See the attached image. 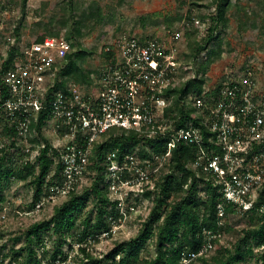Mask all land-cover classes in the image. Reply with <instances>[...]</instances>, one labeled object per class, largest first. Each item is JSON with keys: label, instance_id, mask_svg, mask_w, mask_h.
<instances>
[{"label": "built area", "instance_id": "built-area-1", "mask_svg": "<svg viewBox=\"0 0 264 264\" xmlns=\"http://www.w3.org/2000/svg\"><path fill=\"white\" fill-rule=\"evenodd\" d=\"M2 21L0 18V113L16 128L21 141L28 140L33 123L47 110L44 125L53 127L66 141L61 148L53 144V149L60 152L63 175L70 183L75 175L82 174L81 167L90 165L96 143L103 142L102 136L109 129L119 127L133 130L146 139L162 140L164 151L151 157L160 163V168L165 164L170 166L173 153L181 144L193 146L195 152L189 165L198 177H203L204 184L215 186L221 195L216 206V227L204 228L199 250L184 251L179 264H201L211 258L218 245L227 246L228 205L241 216L253 209L264 216V97L261 100L256 97L257 81L251 70L241 79L223 85L216 95L210 91H204L202 96L191 92L187 106L194 110V115L180 126L178 119L166 112L170 105L166 90L180 84L179 47L173 43L180 39L179 33L170 37L169 46L155 36L140 38L133 34L113 39L103 46L102 53L109 58L99 70L91 92L86 94L82 85L75 82L55 90L60 69L75 50L65 32L41 42L31 40L22 47L19 43L4 47ZM8 60L11 64L6 68L4 64ZM45 146L42 142L39 149ZM36 151L38 156L40 150ZM133 158L125 155L124 164L120 165L116 154L111 152L105 162L111 174H121L125 180L123 173L129 170V164H134ZM119 187L112 185L117 193ZM155 189L156 184L148 183L143 193ZM202 196L205 198V192ZM116 201L115 210L122 218L127 215L122 213L125 200ZM135 210L134 205L127 208V212ZM148 218L149 213L139 219L140 228ZM6 219L5 214L0 216L1 221ZM108 220L111 228L98 238L118 240L116 219L109 216ZM82 247L87 244L78 243L72 249L75 253L67 258L59 256L41 264H72ZM150 248L149 255L142 254L141 260L156 257L154 240H149L142 253ZM88 250L91 251L90 246ZM121 258L118 255L108 262L120 264Z\"/></svg>", "mask_w": 264, "mask_h": 264}, {"label": "rangeland", "instance_id": "rangeland-1", "mask_svg": "<svg viewBox=\"0 0 264 264\" xmlns=\"http://www.w3.org/2000/svg\"><path fill=\"white\" fill-rule=\"evenodd\" d=\"M196 1L200 5L193 4ZM213 1L187 0V4L180 11L179 0H28L26 6L23 5L22 0H0V18L3 20L6 42L4 47H9L11 43H19V47H22L49 27L55 31L65 32V29L69 30L73 25H77L76 19H80L84 24L80 41L83 48L92 51V55L83 63V66L85 69L97 71L105 64L102 56L103 46L118 36L133 34L140 38L155 36L166 41V46H169L170 37L179 33L180 39L173 43H177L179 47L177 58L180 66L178 69L180 84H182L196 75V68L206 59L207 52H204L196 62L191 61L189 41L206 38L207 30L212 22L211 17L215 14ZM233 2L227 14L228 26L220 27L217 31L218 34L220 33L219 40H222L224 53L210 65L205 75L204 91L213 92L220 86L241 79L248 70H251L257 81L256 97L261 100L264 97V0H233ZM72 15L76 16L75 20ZM166 17L170 18L169 21ZM143 18L147 19L146 24L143 23ZM65 21H68V26L63 25L62 22ZM188 32L192 35L191 39L187 37ZM219 40L217 39V42ZM215 44L216 41L212 42L210 47ZM188 59L191 60L188 61ZM93 79L94 82L91 85L81 84L84 93L89 94L98 81L96 75H93ZM169 102L171 103L172 100ZM6 125L7 121L0 113V151L2 147H5L10 152V156L13 157L12 165L15 163L24 165L27 159L36 161V150L41 149L39 147L42 142H45L44 139L53 142L52 148L53 144L61 148V145L66 142L62 134H56L53 127L49 129L50 126L47 124V127L44 125L41 131L34 128L28 140L18 139L17 145L12 147ZM38 142L41 143L38 144ZM28 148H30L29 152H27ZM32 151L35 152L32 153ZM109 153L111 152L106 154ZM133 157L131 161L134 164H129V170L123 173L127 178L125 180L121 174L120 176L111 174L105 161L99 164L105 168L103 189L109 197V203L105 206L111 210L116 199L125 200L122 213L126 212L127 215L120 218L121 213L117 212L114 216L116 219L114 226L117 229L115 239L119 238L118 240L121 241L135 237L140 228L139 219L147 213L150 216L156 196L143 193L147 184L151 183V186L157 184L162 176L171 170L168 164L160 168L157 160L142 155ZM80 169L82 174L75 175L72 183L66 176H60V180L47 188L42 200L36 205L33 204L35 190L31 185L34 177L30 176L26 180H11L4 191V202L0 204V216L5 214L7 217L5 221L0 220V264H27L25 252L19 258H15L13 253V249L25 247V231L34 223L50 219L56 207L66 201L70 193L81 194L93 186L98 176V166L93 168L88 164ZM113 184L120 186L118 193L112 189ZM129 205H134L136 210L127 212ZM102 206L104 205L97 200L96 196L91 194L74 231L78 233L82 230L81 223L86 216H92L94 222L98 209ZM252 216L251 224H242L235 228H229L230 220H228L225 238L227 246H221V250L218 245L208 262L202 261L201 264H219V260L235 255L238 246L244 244L242 240L247 231H252L253 234L247 239L248 244H244V249L247 251L248 247H252L253 253H247L246 258L239 264H264V249L261 248L264 244L259 234H256L264 221L259 213L255 212ZM233 221L234 219L231 218V223ZM44 236L47 243L45 250L48 254L43 252L44 248L40 246L37 256L41 262L50 261V254L58 241L57 234L52 233L47 236L44 234ZM17 239L19 242L15 241ZM76 246L78 242L70 237L63 244V249L68 255L74 254L72 249ZM112 246L111 239L100 240L99 238L97 242L92 239L90 245L95 257L107 255ZM150 250L152 248L142 254L149 255ZM81 256L82 253L79 251V254L73 258L72 264H77ZM131 264H144V262L140 260Z\"/></svg>", "mask_w": 264, "mask_h": 264}, {"label": "trees", "instance_id": "trees-1", "mask_svg": "<svg viewBox=\"0 0 264 264\" xmlns=\"http://www.w3.org/2000/svg\"><path fill=\"white\" fill-rule=\"evenodd\" d=\"M26 6L28 0H22ZM187 0H179L180 11L187 4ZM233 0H214L212 6H215V14L211 17L212 22L207 30L208 34L203 40H190V58L196 62L197 59L206 53V59L196 68V75L190 77L187 81L178 86L169 87L166 90V96L172 100L166 112L172 118L178 119L177 123L184 126L185 123L193 118L194 110L187 106V98L191 92L195 95L202 96L204 85L206 83V74L210 65L217 59L223 56L222 40H219L220 33L217 31L220 27L226 28L229 24L228 10L233 5ZM200 5V3L193 2ZM203 6V5H201ZM76 19L75 15H72ZM169 21L170 18L166 17ZM146 24L145 18L142 19ZM68 21L62 22L64 26H68ZM75 23L69 30L65 29L66 38L72 41V46L75 49L68 55L67 63L61 67L55 90L65 89L70 82L79 84L91 85L94 82L93 75L99 77V70L85 69L83 63L92 55V51L83 48L80 38L83 35L84 24L82 20L76 19ZM19 32V29H17ZM63 31H55L50 27L34 37L37 42L43 41L49 36H60ZM217 33V34H216ZM187 37L191 39V33H187ZM217 39L219 40L217 42ZM216 41L213 47H210L212 42ZM103 58L107 61L109 56L102 53ZM11 60L4 64L8 68ZM223 86L218 87L210 94L216 95ZM47 110L42 111L36 123H33L32 130L36 128L41 131L48 115ZM6 119V118H5ZM7 121V120H6ZM199 124V120L195 119ZM7 135H10L11 146L17 145L18 136L14 126H10V121L6 125ZM207 137V133H206ZM103 142L96 143L91 156L92 167L98 166V176L93 183V186L84 193H70L69 198L60 206L56 207L54 215L45 221L37 222L31 225L25 231L26 244L18 250L13 249L15 258L22 256V253L27 254V264H41L37 253L40 246L45 250V236L57 234L58 241L55 249L50 254L51 259L55 260L59 256L67 258V253L63 249V244L70 237H73L79 244H87V247H82V257L79 258L77 264H111L110 259L115 260L118 255H122L120 264L137 263L142 259V251L147 246L149 240L155 241L156 257L142 260L144 264H179L181 255L186 250L197 251L203 243L202 230L204 228L214 229L216 227L217 211L216 206L220 199V194L215 186L210 183L204 184L203 177H198L197 173L189 165L195 149L188 144H181L175 149L171 170L162 176L161 180L156 184L155 191L148 190L146 195L156 196L154 199V207L151 210L150 216L143 223L138 234L128 240H111L113 246L111 250L103 258L95 257L88 247L91 241L98 240L102 232L111 228L109 216H115L117 211V201L114 202V209L109 210L107 203L109 197L103 189L105 179V168L99 164L107 159V152H114L116 159L120 165L124 164L125 155H142L143 157L151 158L154 153H162L164 151V142L157 137L146 139L139 133L133 130L114 127L109 129L103 136ZM46 146L40 149V153L36 161L27 159L24 165L11 164L13 157L10 152L2 147L0 151V204L4 202V191L12 179L26 180L30 176L34 179L31 182L35 190L33 204H37L43 198L45 191L51 184H55L63 175V163L61 154L58 150L52 148V143L48 139H44ZM41 142H38V144ZM9 146L10 148H12ZM140 150L137 151L136 149ZM11 165V166H10ZM54 169V171H53ZM53 171V172H52ZM49 183V184H48ZM92 191V192H91ZM205 192V198L202 196ZM91 194L96 196L97 200L104 206L98 209L95 221H92V216H86L81 223L83 228L78 233L74 231L77 228V222L81 216L87 201ZM174 198V200H172ZM262 196V200H263ZM172 202H171V201ZM258 205H256L257 207ZM258 213L256 209L248 212L245 216L240 217L235 212L233 206H227V214L230 220L229 228H235L239 225L251 224L253 222V214ZM113 213V214H112ZM231 218L234 221L231 223ZM236 219V220H235ZM264 221V216H262ZM253 234L252 231H247L242 242L248 244V238ZM259 234L262 244H264V224L256 232ZM91 239V241H90ZM18 241L19 240H15ZM243 243L238 246L237 253L219 260V264H239L246 258L247 253H253L252 247H248L246 251ZM5 246V245H4ZM72 246V245H71ZM222 250V247L219 246ZM208 262V260H203Z\"/></svg>", "mask_w": 264, "mask_h": 264}]
</instances>
